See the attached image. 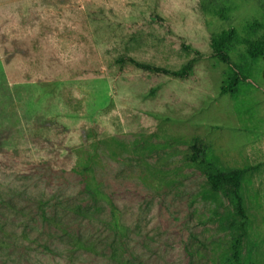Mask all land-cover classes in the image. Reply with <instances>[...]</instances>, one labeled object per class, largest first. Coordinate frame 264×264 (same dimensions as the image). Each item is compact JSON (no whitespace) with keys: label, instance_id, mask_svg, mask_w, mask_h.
<instances>
[{"label":"rangeland","instance_id":"rangeland-1","mask_svg":"<svg viewBox=\"0 0 264 264\" xmlns=\"http://www.w3.org/2000/svg\"><path fill=\"white\" fill-rule=\"evenodd\" d=\"M203 1L0 0V264H264V57L210 46L264 0Z\"/></svg>","mask_w":264,"mask_h":264},{"label":"trees","instance_id":"trees-1","mask_svg":"<svg viewBox=\"0 0 264 264\" xmlns=\"http://www.w3.org/2000/svg\"><path fill=\"white\" fill-rule=\"evenodd\" d=\"M246 1V0H242ZM264 8V3L259 4ZM200 11L206 15H210L222 22H228L234 11V3L232 0H204L200 4ZM212 53L219 57L226 65L229 71L225 74L226 79L220 87V93L228 95L234 101L238 99L241 93V83L248 73V66L256 64L264 57V24L251 20L243 23L239 29L229 27L228 29L212 36L210 43ZM238 51L239 60L242 64H236L231 61V54ZM197 53V52H196ZM138 68L144 71H155L158 73L168 74L173 77H184L192 68L193 61L188 62L179 72L169 73L160 68L150 67L148 65L137 64ZM245 170H233L230 172H222L218 174H208L206 176L208 183L214 191H221L223 185H231L234 189L240 188L241 177ZM239 205V202L237 201ZM113 211V218L117 223V218ZM240 235L234 236V243L231 247L232 257L229 262L234 264L239 260L240 254Z\"/></svg>","mask_w":264,"mask_h":264}]
</instances>
